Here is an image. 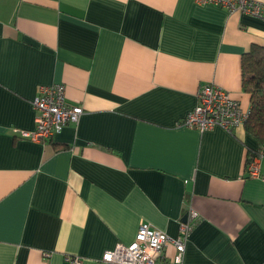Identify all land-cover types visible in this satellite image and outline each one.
Segmentation results:
<instances>
[{
    "label": "crops",
    "instance_id": "obj_1",
    "mask_svg": "<svg viewBox=\"0 0 264 264\" xmlns=\"http://www.w3.org/2000/svg\"><path fill=\"white\" fill-rule=\"evenodd\" d=\"M255 45L264 20L196 0H0V264H101L142 223L177 237L189 208L182 264H264V158L247 174L258 141L180 124L204 84L250 107ZM53 84L84 108L79 123L20 138Z\"/></svg>",
    "mask_w": 264,
    "mask_h": 264
},
{
    "label": "built area",
    "instance_id": "obj_2",
    "mask_svg": "<svg viewBox=\"0 0 264 264\" xmlns=\"http://www.w3.org/2000/svg\"><path fill=\"white\" fill-rule=\"evenodd\" d=\"M199 5H213L229 13L241 12L264 20V4L255 0H196ZM36 111L34 130H17L20 138L45 143L69 124H78L85 110L81 105H69L66 87L63 84L42 86L33 101ZM250 116V109L243 108L238 100L216 84H204L197 94L195 108L187 113L181 125L200 132L222 128L233 132L244 126ZM264 151L247 164V174L251 178L261 177ZM199 213L189 208L186 219L180 222L179 234L173 238L154 228L149 223H142L135 239L129 245L117 244L113 250L106 251L101 264H182L186 243L196 226ZM175 248L172 261L167 258L168 246ZM68 264H84L82 257L71 255L66 258Z\"/></svg>",
    "mask_w": 264,
    "mask_h": 264
},
{
    "label": "trees",
    "instance_id": "obj_3",
    "mask_svg": "<svg viewBox=\"0 0 264 264\" xmlns=\"http://www.w3.org/2000/svg\"><path fill=\"white\" fill-rule=\"evenodd\" d=\"M242 87L250 94V116L244 126L259 143L249 149L247 164L264 150V46L255 45L242 58Z\"/></svg>",
    "mask_w": 264,
    "mask_h": 264
},
{
    "label": "water",
    "instance_id": "obj_4",
    "mask_svg": "<svg viewBox=\"0 0 264 264\" xmlns=\"http://www.w3.org/2000/svg\"><path fill=\"white\" fill-rule=\"evenodd\" d=\"M184 219H186V216L184 217Z\"/></svg>",
    "mask_w": 264,
    "mask_h": 264
}]
</instances>
